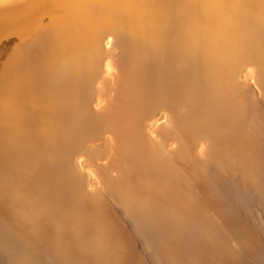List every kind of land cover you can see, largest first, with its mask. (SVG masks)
Instances as JSON below:
<instances>
[{
    "label": "bare ground",
    "instance_id": "bare-ground-1",
    "mask_svg": "<svg viewBox=\"0 0 264 264\" xmlns=\"http://www.w3.org/2000/svg\"><path fill=\"white\" fill-rule=\"evenodd\" d=\"M1 4L6 251L130 264L113 214L124 206L180 260V229L223 204L212 171L264 172V0Z\"/></svg>",
    "mask_w": 264,
    "mask_h": 264
},
{
    "label": "rangeland",
    "instance_id": "rangeland-1",
    "mask_svg": "<svg viewBox=\"0 0 264 264\" xmlns=\"http://www.w3.org/2000/svg\"><path fill=\"white\" fill-rule=\"evenodd\" d=\"M11 1L0 4L6 6ZM4 23L0 21V73L6 62ZM259 161L264 164V142ZM212 173L222 180L226 189V195H218L223 204L208 212L209 220L193 225L194 228L180 229V260L153 248L150 239L142 233L144 225L129 216L126 207H115V224L122 241L120 251L130 264H264V172L236 178H228L217 169ZM200 196L211 197L206 192ZM1 236L0 232V264H29L35 258L49 260L50 255L41 251L11 256ZM88 238L95 242L94 234ZM75 239L71 236L67 241L72 243ZM107 259L104 254H90L83 263L73 264H96Z\"/></svg>",
    "mask_w": 264,
    "mask_h": 264
}]
</instances>
